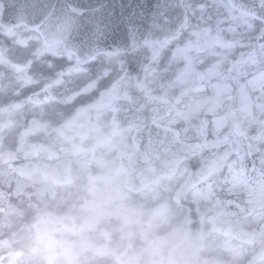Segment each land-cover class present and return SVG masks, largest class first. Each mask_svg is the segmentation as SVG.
I'll return each mask as SVG.
<instances>
[{
    "label": "snow or ice",
    "instance_id": "1",
    "mask_svg": "<svg viewBox=\"0 0 264 264\" xmlns=\"http://www.w3.org/2000/svg\"><path fill=\"white\" fill-rule=\"evenodd\" d=\"M177 8L180 20L169 34L144 41L152 50L153 63L159 61L161 49H169L161 95L152 96L146 81L136 80L134 86L160 105L168 103V91L174 88L202 93L203 101L188 112L177 109L175 115L171 111L160 115L157 109L149 123L136 110L124 83L126 74L104 88L99 81L107 72L89 75L88 66L100 50L81 54L66 43L70 16L51 25L53 8L44 21L35 24L29 21L27 2L0 0V183L12 187L15 180L17 195H23L24 181L50 178L43 170L48 166L37 161H55L62 168L104 167L109 163L106 157L117 154L118 171L130 174L137 161L143 160L151 182L159 184L180 163L179 159L165 160L164 171L157 173L152 164L161 159L159 148L168 151L180 144L192 156L207 155L193 190L197 203L208 206L201 224L224 236L229 246L232 240H241L240 247L231 248L237 261L264 264V230L252 231L247 226L257 211V223L264 224V164L257 166L249 161L251 152L228 146L221 135L222 119H212V132L207 119L192 124L201 110L215 117L225 106L231 109L229 102L238 103L239 111L250 115L253 108L264 112V0H258L259 11L244 0H178L175 5H161L157 16L170 23ZM70 11L81 16L85 7L73 6ZM89 11L101 14L95 28L102 31L103 7ZM151 72V65L145 67L146 74ZM255 123L264 128V121ZM60 145L68 146L67 150L61 152ZM21 156L28 163H18ZM6 199L11 197L0 192V201ZM96 206L95 201L88 204L90 209ZM166 212L167 205L161 204L149 215L163 217ZM43 239L53 254L74 258L67 241H56L47 232Z\"/></svg>",
    "mask_w": 264,
    "mask_h": 264
},
{
    "label": "clouds",
    "instance_id": "2",
    "mask_svg": "<svg viewBox=\"0 0 264 264\" xmlns=\"http://www.w3.org/2000/svg\"><path fill=\"white\" fill-rule=\"evenodd\" d=\"M165 2L176 4L175 0H157L152 10H134L121 20L104 16L105 27L97 32L95 21L101 14L93 15L89 10L104 5L85 7V14L74 16L70 8L81 5L82 0H27L31 23L40 24L53 8L51 25L59 18L71 17L72 27L66 34V43L78 48L81 54L100 50V55L88 66L89 75L96 77L107 72L99 81L104 88L126 74L124 83L138 106L136 110L149 123L157 109L160 115L169 111L175 115L177 109L188 112L203 101L202 93H184L174 88L168 91V103L160 105L134 86L136 80L146 81L152 96L161 95V82L168 75L164 68L169 49H161L159 61L153 63L152 50L144 41L163 39L179 23V11L172 15L170 23L158 18L160 6ZM205 2L211 3V0ZM246 4L259 11L258 0H248ZM49 59L55 62L56 58ZM148 65H151V74L145 73ZM229 103L231 109L225 106L215 117L201 110L192 118V124L199 125L207 119L212 132V119H222L221 135L229 141L228 146L239 148L245 154L251 152L250 162L254 160L257 166L264 164V128L255 123L264 121V112L253 108L250 115L239 111L238 103ZM189 135L193 133L190 131ZM59 147L63 152L68 146ZM159 150L161 159L152 164L157 173L164 171L165 160L180 161L175 171L159 184L151 182L152 174L143 160L137 161L136 170L130 174L118 171L117 154L108 155L109 163L104 167L93 164L62 168L55 161H37L48 166L43 170L50 178L44 180L37 176L24 181L23 195H17L10 185L0 183V192L11 197L0 201V264H245L243 259H234L231 251L232 247L241 246V240L234 239L229 246L224 236L209 232L200 222L208 206L197 203L193 190L199 184L198 168L207 155L192 156L180 144L168 151L164 147ZM19 160L21 165L28 163L22 156ZM91 201L96 202L94 209L88 207ZM161 204L167 205L165 216H150L151 210ZM259 215L257 211V216L247 222L252 231L264 230V224L257 223ZM46 232H56L69 239L74 258L50 252L43 239ZM91 234L102 235L104 242L95 243L90 239Z\"/></svg>",
    "mask_w": 264,
    "mask_h": 264
},
{
    "label": "water",
    "instance_id": "3",
    "mask_svg": "<svg viewBox=\"0 0 264 264\" xmlns=\"http://www.w3.org/2000/svg\"><path fill=\"white\" fill-rule=\"evenodd\" d=\"M25 2L27 0H17V3ZM175 2L178 3V0H175ZM156 3L157 0H145V3H142L141 0H82L81 6L98 7L99 5H104L103 16L114 20H121L129 16L134 10L136 12H139L141 9L150 11ZM175 11L180 10L177 8Z\"/></svg>",
    "mask_w": 264,
    "mask_h": 264
},
{
    "label": "rangeland",
    "instance_id": "4",
    "mask_svg": "<svg viewBox=\"0 0 264 264\" xmlns=\"http://www.w3.org/2000/svg\"><path fill=\"white\" fill-rule=\"evenodd\" d=\"M12 187L14 188L15 187V180H13V184H12ZM8 191H11V189H7ZM52 237L56 240V241H67L68 243H70V240L69 239H66V238H62L60 236L59 233H56V232H52L51 233ZM92 239L95 243H103L104 242V238L102 235L100 234H94L92 235V237L90 238Z\"/></svg>",
    "mask_w": 264,
    "mask_h": 264
}]
</instances>
